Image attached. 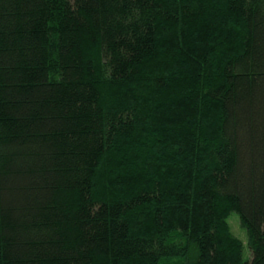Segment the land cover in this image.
I'll return each mask as SVG.
<instances>
[{
    "label": "trees",
    "instance_id": "obj_1",
    "mask_svg": "<svg viewBox=\"0 0 264 264\" xmlns=\"http://www.w3.org/2000/svg\"><path fill=\"white\" fill-rule=\"evenodd\" d=\"M0 264H264V0H0Z\"/></svg>",
    "mask_w": 264,
    "mask_h": 264
},
{
    "label": "rangeland",
    "instance_id": "obj_2",
    "mask_svg": "<svg viewBox=\"0 0 264 264\" xmlns=\"http://www.w3.org/2000/svg\"><path fill=\"white\" fill-rule=\"evenodd\" d=\"M228 222L231 224V228L234 233L239 237L243 242L246 243V233L240 227L238 216L235 213H232L228 217Z\"/></svg>",
    "mask_w": 264,
    "mask_h": 264
}]
</instances>
